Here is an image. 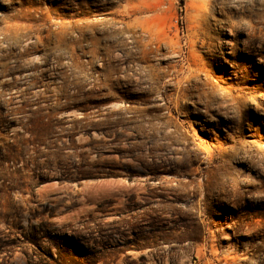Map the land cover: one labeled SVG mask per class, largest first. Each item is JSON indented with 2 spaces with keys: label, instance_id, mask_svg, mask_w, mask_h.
I'll return each instance as SVG.
<instances>
[{
  "label": "rangeland",
  "instance_id": "rangeland-1",
  "mask_svg": "<svg viewBox=\"0 0 264 264\" xmlns=\"http://www.w3.org/2000/svg\"><path fill=\"white\" fill-rule=\"evenodd\" d=\"M0 264H264V0H0Z\"/></svg>",
  "mask_w": 264,
  "mask_h": 264
}]
</instances>
